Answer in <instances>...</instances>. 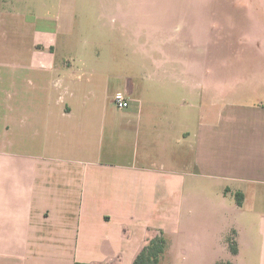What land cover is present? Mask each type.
Here are the masks:
<instances>
[{
  "label": "crops",
  "instance_id": "0c3cea01",
  "mask_svg": "<svg viewBox=\"0 0 264 264\" xmlns=\"http://www.w3.org/2000/svg\"><path fill=\"white\" fill-rule=\"evenodd\" d=\"M41 21L51 29L0 15V264H133L157 236L166 241L160 264L168 238L194 220L189 231L204 241L231 230L237 250L227 243L229 255L215 260L199 246L195 264H264V95L214 102L206 78L190 80L201 56L169 49L178 35L162 29L155 48L164 96L147 101L125 90L128 108L86 113L84 54L58 40L69 37L62 27L74 16ZM179 63L181 72L167 68ZM176 88L191 92L183 114ZM197 180L208 192L228 186L215 199L186 192Z\"/></svg>",
  "mask_w": 264,
  "mask_h": 264
},
{
  "label": "rangeland",
  "instance_id": "374dc122",
  "mask_svg": "<svg viewBox=\"0 0 264 264\" xmlns=\"http://www.w3.org/2000/svg\"><path fill=\"white\" fill-rule=\"evenodd\" d=\"M2 12L37 18L36 28L45 30L51 27L41 20L60 18L65 22L74 16L73 27H62L71 30L69 37L59 36L58 40L61 45L70 39L67 48L84 54L80 67L85 79L79 95L87 102L86 113L103 114L106 108V113L115 114L113 96L125 90H132V98L147 101L164 96L159 85L164 57L155 48L161 44L157 31L162 29L178 35L166 43L169 49L201 56L190 64L197 72L190 80L199 84L206 78L212 87L208 98L214 102L249 103L264 95V0H0V15ZM64 51L59 47L55 55L60 68ZM167 68L181 72L185 66L179 63ZM189 94L178 88L174 92L182 114L189 105ZM195 99L199 100V94ZM190 114L191 124L197 123V110ZM226 186L208 192L205 182L197 180L186 183V192L194 187L215 199L225 194L222 189ZM188 224L168 238L169 256L160 264H195L199 246L215 260L229 255L226 244L234 243L231 230H214L204 241L203 234L189 231L196 221Z\"/></svg>",
  "mask_w": 264,
  "mask_h": 264
},
{
  "label": "trees",
  "instance_id": "16d2710c",
  "mask_svg": "<svg viewBox=\"0 0 264 264\" xmlns=\"http://www.w3.org/2000/svg\"><path fill=\"white\" fill-rule=\"evenodd\" d=\"M236 202L241 205L243 201V196L240 193L235 195ZM229 250L232 254L237 252L236 247L233 244H229ZM166 250V242L162 237H155L151 239L146 246L139 252L136 256L133 264H159L160 257L164 254ZM218 264H230L228 262H220Z\"/></svg>",
  "mask_w": 264,
  "mask_h": 264
},
{
  "label": "built area",
  "instance_id": "2783aa9c",
  "mask_svg": "<svg viewBox=\"0 0 264 264\" xmlns=\"http://www.w3.org/2000/svg\"><path fill=\"white\" fill-rule=\"evenodd\" d=\"M112 103L117 110H124L128 108V100L125 98L122 92H117L113 96Z\"/></svg>",
  "mask_w": 264,
  "mask_h": 264
}]
</instances>
